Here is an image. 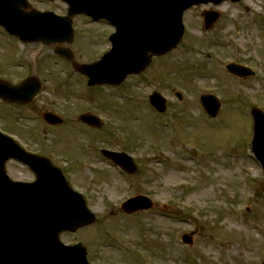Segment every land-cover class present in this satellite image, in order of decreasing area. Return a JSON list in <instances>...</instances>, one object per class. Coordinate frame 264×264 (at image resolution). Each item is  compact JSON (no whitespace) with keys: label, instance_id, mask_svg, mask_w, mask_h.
<instances>
[{"label":"rangeland","instance_id":"rangeland-1","mask_svg":"<svg viewBox=\"0 0 264 264\" xmlns=\"http://www.w3.org/2000/svg\"><path fill=\"white\" fill-rule=\"evenodd\" d=\"M236 1L188 10L179 47L153 59L145 73L121 89H88L70 63L54 57L56 47L23 44L5 37L0 28V79L18 84L33 76L44 88L29 105L12 107L0 100V130L20 140L28 151L50 155L53 162L62 147L71 154L67 163L72 168L65 162L59 167L85 197L97 222L64 234L62 240L82 243L91 264L264 263L262 169L256 159L252 163L249 158H225L249 152L252 122L247 112L251 107L264 110V0ZM30 5L59 15L67 10L59 1L31 0ZM208 11L219 13L221 19L206 32L200 27ZM105 23L74 18L73 43L64 47L71 49L78 64L96 63L108 49L107 38L114 31ZM230 62L252 69L255 76L227 75L225 66ZM178 91L184 94L182 101L175 97ZM153 93L166 98L163 114L145 106ZM127 94L130 105L125 102ZM204 94L215 95L222 103L216 119H206L197 110ZM47 111L65 121L62 130L43 123L41 114ZM86 113L104 119L101 132L80 126L76 117ZM92 147H115L132 156L139 164L133 187L105 168L98 149ZM193 155L196 161L190 160ZM7 172L14 181L32 179L15 164L9 163ZM138 192L151 197L156 208L172 206L170 231L164 221L141 217L128 224L120 215V204ZM189 232L196 236L186 248L179 240Z\"/></svg>","mask_w":264,"mask_h":264},{"label":"water","instance_id":"water-1","mask_svg":"<svg viewBox=\"0 0 264 264\" xmlns=\"http://www.w3.org/2000/svg\"><path fill=\"white\" fill-rule=\"evenodd\" d=\"M61 1L69 6L67 17L50 12H28L27 0H0V26L22 42L54 44L71 41V18L76 15L108 21L116 30L110 37L112 49L96 64L78 68L92 86L120 84L127 75L140 72L148 66L151 55H164L180 43L186 10L226 0ZM217 17V14H207V28ZM40 90L35 78L18 86L0 81V98L8 102L28 103ZM152 102L160 106L156 99L152 98ZM253 115V150L264 166V150L259 149L261 145L264 147V115L258 109ZM44 119L51 125L61 123L50 113L45 114ZM83 120L91 121L94 127L100 122L91 115L83 116ZM121 158L131 160L125 155ZM9 159L28 166L36 181L30 184L12 181L5 171ZM152 207L151 200L140 196L128 200L121 209L135 213ZM94 220L82 197L72 191L55 166L43 158L26 154L13 140L0 133V264H88L85 248L81 244L64 246L60 235L74 232ZM183 240L192 244L187 235Z\"/></svg>","mask_w":264,"mask_h":264},{"label":"flooded vegetation","instance_id":"flooded-vegetation-1","mask_svg":"<svg viewBox=\"0 0 264 264\" xmlns=\"http://www.w3.org/2000/svg\"><path fill=\"white\" fill-rule=\"evenodd\" d=\"M150 98V97H149ZM151 102V100H149ZM101 120H102V123H101V128L100 129H94L92 128L91 126H88L84 123H82L79 118H77V122H79L80 126L82 128H86L90 131H94V132H101L103 128V122H104V119L102 117H100ZM65 126V121L63 122V124L59 127H57L56 129L58 131L62 130V128ZM92 148H96V147H92ZM98 149V157L99 159L102 161L103 165L105 166V168L109 169V170H114L115 172H117L118 174H120L123 178H120L122 181H125L127 182V184H125L127 187L129 188H132L133 187V183H132V177L134 175H136L139 171V164L134 160V158L132 156H130L129 154H127L126 152H123L121 151L120 149H115V147L113 148H109V147H103V148H96ZM62 150L64 151V147H62ZM61 151V152H57L56 153V161H54V163L59 167V164H65V166H67L69 169L72 168L71 165H69L67 163V160L69 157H71V154L65 150L64 152ZM111 152V153H116V154H120V153H123V154H127L128 156H130L132 159H133V162L135 163V169L133 172H127L125 171L123 168L119 167V166H115L114 163H112L111 161H109L105 155H104V152ZM29 152L31 153H37V154H40V152H37V151H32L30 150ZM65 154H63V153ZM40 155H43V154H40ZM46 156V155H44ZM46 157H48L49 159H51L50 155H47ZM65 162V163H64ZM160 163H162V161H158ZM123 163L124 165L126 164L125 162H121ZM119 170L122 171V174L121 172L119 173ZM93 176V172L92 171H89ZM28 181H31L28 180ZM136 195H145L147 196L146 194H142L140 192H138ZM135 195L131 194L129 196H127V198L124 199V201H126L128 198L130 197H133ZM149 197V196H148ZM151 198V197H150ZM152 199V198H151ZM153 200V199H152ZM172 206H170L169 204L166 205V204H161L159 205L158 208H156V205L154 204V208L152 211H148V212H139V213H136V214H130V215H125V214H122L120 213V215L128 221V224H129V221L132 220V222L134 220H138L140 219L141 217H148L146 220H152V221H164L165 225H166V228L167 230L170 231V225H172V222L174 221V217H173V212H172ZM96 224V223H95ZM133 224V223H132ZM94 226V225H93ZM92 227V226H91ZM169 228V229H168ZM170 237L172 238V233L170 234ZM138 253H140V251H138ZM133 254V253H132ZM135 256V255H133Z\"/></svg>","mask_w":264,"mask_h":264}]
</instances>
